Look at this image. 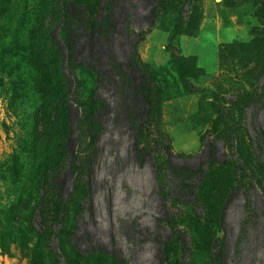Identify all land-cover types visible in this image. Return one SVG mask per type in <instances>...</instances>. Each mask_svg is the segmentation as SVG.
Instances as JSON below:
<instances>
[{"label": "rangeland", "instance_id": "obj_1", "mask_svg": "<svg viewBox=\"0 0 264 264\" xmlns=\"http://www.w3.org/2000/svg\"><path fill=\"white\" fill-rule=\"evenodd\" d=\"M105 1L0 0V264H264V75L256 102L233 120L251 145L238 148L227 140L216 114L247 88L252 63L242 46L264 34L257 18L264 0H201L197 33L176 38L173 55L168 34L149 21L148 5L117 1L110 52L103 48L98 64L106 75L96 97L105 108L91 148L85 119L93 77L66 62L61 34L66 9L82 7L92 18ZM140 32L145 35L136 53L151 82L153 106L136 140L109 59L123 66L129 40ZM48 40L62 54L66 144L59 118L47 116L51 102L43 78L54 70L55 50ZM82 56L89 64L87 52ZM136 141L148 151L141 159ZM210 158H229L233 165L214 167L212 178L199 184ZM248 159L254 167L242 171ZM62 160L61 190L54 195L40 185L41 177ZM167 162L197 173L188 181L192 195L174 188ZM37 204L45 207L43 221ZM162 243L169 246L165 254Z\"/></svg>", "mask_w": 264, "mask_h": 264}, {"label": "trees", "instance_id": "obj_2", "mask_svg": "<svg viewBox=\"0 0 264 264\" xmlns=\"http://www.w3.org/2000/svg\"><path fill=\"white\" fill-rule=\"evenodd\" d=\"M117 1L119 0H106L92 18L88 17L82 7L77 8L76 11L73 7H69L63 13L64 27L62 29L61 40L65 49L66 62L84 67L93 77L94 87L91 91L90 98L92 104L85 119V122L90 125V127L86 129V135L88 138V147L91 146V148L94 145L96 136L101 130V124L96 120L97 115L105 108L104 102L96 97L98 86L105 79L106 75L105 72L99 69L98 64L103 48H105V51L110 52L111 38L112 35H115L117 26L116 12L114 10ZM141 1L149 6L148 18L151 24L158 21L159 26L168 34V47L172 55L175 54L173 46L176 42V38L182 35L192 36L197 33L201 18V0ZM257 13L259 24L264 31V12L259 10ZM127 35L131 34L127 33ZM144 35V32H140L134 34L135 39L129 40V53L123 66L115 64L112 56H110L109 59V64L113 68L112 72L115 77L114 88L122 104L123 114L129 120L131 128L135 131L136 140L138 139L139 131L142 129L143 125L148 122L153 106L151 82L144 73L142 68L143 65L140 63L136 53V46L143 39ZM81 39L84 41L79 43L78 41ZM97 41L99 42L98 46ZM48 43L53 44L55 50L50 56V62L54 70L43 78V82L45 83L44 91L51 102L47 116L51 122H55L56 119L59 118L60 134L62 135L63 142L66 144V137L69 132V111L67 104L64 102V93L67 88V83L60 70L62 54L55 42L48 40ZM234 45L235 44L232 46ZM50 47H52V45ZM96 48L99 49L95 50ZM84 52L85 54L87 52V59H89L91 64L84 62L85 58L82 56ZM242 52L245 53V56L249 57V60H251L250 63H252V67L248 71L249 79L246 78L245 82L247 88L243 89L241 93L235 96L234 101L229 104L228 108H221L216 111L217 116L224 126V136L227 140L233 141L238 148H243L246 142L251 145L246 131L247 141L244 135L238 133V129L233 125V120L238 118L243 119L246 109L256 102L258 98L255 87L257 81L264 75V34L261 38H256L252 42L244 44L242 46ZM141 115L143 120L137 124L136 121ZM135 148L139 159H141L143 152H148L143 147H140L137 141L135 142ZM90 159L91 156H88L84 160L85 168L89 165ZM63 162L62 160V164L59 163L57 166L48 167L41 177L42 180L40 185L47 184L50 186L54 195H58L61 190L57 186L56 178L58 174H60ZM232 163L233 162L229 158L220 163H216L213 158L208 159L205 170L199 172L200 178L198 183H205L212 178L214 175L212 169L214 167L231 166L233 165ZM239 167L242 171L252 170L254 162L252 159H248L247 161H242V165ZM166 168L174 181V188L177 191L185 195H192L194 193V187H190L188 181L197 174L196 172L188 171L184 168L177 169L169 165L168 162ZM69 170L73 171V167L71 166ZM246 179L248 186L253 184L252 177L248 175ZM238 186L239 185H235L234 190H236ZM54 203H57V208L60 209L59 203H61V201L59 198L55 200ZM36 210L43 221L45 216L44 205L37 204ZM221 212L223 213V208ZM213 247L217 250L221 249L219 243H216ZM168 250V244L162 243V254L167 253ZM32 253L33 260V258L37 257V254H35V250H33ZM216 255L218 261L220 259L219 253ZM170 264L176 263L173 262Z\"/></svg>", "mask_w": 264, "mask_h": 264}]
</instances>
